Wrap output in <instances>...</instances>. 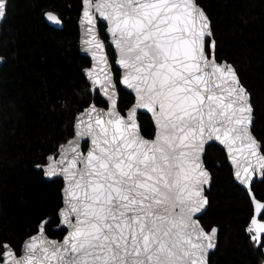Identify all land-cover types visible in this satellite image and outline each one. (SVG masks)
Returning <instances> with one entry per match:
<instances>
[{
	"label": "snow or ice",
	"instance_id": "6c2138e0",
	"mask_svg": "<svg viewBox=\"0 0 264 264\" xmlns=\"http://www.w3.org/2000/svg\"><path fill=\"white\" fill-rule=\"evenodd\" d=\"M6 3L0 0V18ZM83 4L90 35L84 42L102 65L103 79L96 67L87 74L113 99L115 81L97 38L95 13L107 22L124 69L122 82L135 90L136 107L155 116L156 137L140 135L135 109L125 118L114 101L108 112L91 106L79 119L77 139L61 148L60 159L46 172L66 180L60 216L67 235L62 242L50 240L42 222L19 256L0 244V264H207L217 229L206 232L193 218L207 203L204 144L215 139L228 147L242 184L254 174L249 157L264 174V155L250 131L249 95L232 66L216 62L210 21L196 0ZM46 17L60 23L51 12ZM85 138L91 144L86 154L80 148ZM252 224L257 234L264 233V223Z\"/></svg>",
	"mask_w": 264,
	"mask_h": 264
},
{
	"label": "trees",
	"instance_id": "16d2710c",
	"mask_svg": "<svg viewBox=\"0 0 264 264\" xmlns=\"http://www.w3.org/2000/svg\"><path fill=\"white\" fill-rule=\"evenodd\" d=\"M197 2L212 21L211 52L235 66L250 92L253 132L264 152V0ZM81 8L82 0H8L0 38V54L6 58L0 68V244H11L17 253L43 221L51 237L66 233L58 229L63 181L46 180L38 166L73 136L79 112L91 102L106 106L98 91L90 92L83 74L90 59L80 52ZM48 10L63 20L62 29L47 23ZM99 28L107 41L106 26L99 23ZM108 54L114 63L109 45ZM113 70L118 82L120 70L115 65ZM119 93V109L125 112L134 97L120 84ZM139 120L143 134L152 137L151 117L141 113ZM204 161L213 182L206 191L209 207L200 219L208 230L218 227L219 235L210 264H264V235L259 241L251 238L252 202L235 182L224 150L209 145ZM253 190L264 201V177Z\"/></svg>",
	"mask_w": 264,
	"mask_h": 264
},
{
	"label": "water",
	"instance_id": "95a60500",
	"mask_svg": "<svg viewBox=\"0 0 264 264\" xmlns=\"http://www.w3.org/2000/svg\"><path fill=\"white\" fill-rule=\"evenodd\" d=\"M196 4H197V5H198V6L204 11L205 15L208 17V20L210 21L211 31H212V36H211L209 39H210L211 41H214L213 29H212V21H211L209 15L207 14V12L205 11V9L203 8V6L200 5V4L197 2V0H196ZM7 9H8V0H7V3H6L5 15H4V17L0 18V38H1V34H2V27H3L4 23H5L6 18H7ZM83 11H84V4H83V0H82V8H81L80 17H79V20H78V26H79V46H80V52H81V54L84 55V56H86V57H88V58L90 59V65L87 66V67H85V68L83 69V74L85 75L87 81L89 82V85H90V89H89V90H90V92H91L92 94H95L96 91H98L99 95H100V96L103 98V100L105 101L106 106L98 105V104L95 103V102H91V104H90L89 106H87L83 111L79 112V113L76 115V118H75V123H74V134H73V136H72L69 140H67L66 143H64L63 145H61V146L59 147V149H58L54 154H52V155L49 156V157H53L54 160H49V159H48L49 157H48V158H47V161H46L45 164H42V165H39V166H38V169L43 171V176H44V178H45L46 180H48V181H52V180H55V179H61V180L63 181V188H62L63 204H62V207H61L60 210H59V225H58V229H65V230H66V233L64 234V236H63L61 239L51 237V236L46 232V228H45L46 223L44 224V234H45L50 240H55V241H58V242H62V241H63V239H64V237L67 235V231H68L67 228H66V226H65V225L63 224V222H62V217L60 216V212H61V210H63V209L65 208V188H66V180H65V178H64L62 175H51V176H49V175H46V172L48 171V166H49V164H53V163H55V161H58V160L60 159L61 148H62V147H66V146L68 145L69 141H72V140L77 139L76 132L79 130V129L77 128V124L79 123V119H80V117L82 116V114H84V113H85V112H86L91 106H93V105H94V106L96 107V109H98V110H101V111H104V112H108L110 109H112V107H113V101H114V102H115V110H116L117 112H119L120 115L124 116L125 118H127V114H128V112H129L130 110L135 109V119H136V122H137V124H138V126H139V133H140V135H141L144 139L149 140V141L154 140L155 137H156V133H157L156 120H155V116H154L153 112H152L151 110L147 109V108L136 107L137 102H138V98H137V94H136L135 90L132 89V88H130V87H128L126 84H124V83L122 82V78H123V74H124V69H123L122 67H120L119 64L117 63V60H118V52H117V50L115 49L114 45L112 44V42H111V37H110V35H109L108 32H107V22L104 21L101 17H99L98 14H95V13H94V15H96V33H97V38H98V39L102 42V44L104 45V47H103V49H102V54H104V55L106 56V58H107L108 64L110 65V68H111V75H112V78H113V80L115 81V91H114V93H113V92L111 91V89H110V94L113 96V99H109V96L104 94V92H103V90L100 88V86H98V85H96V84H93L92 80L90 79L89 75L87 74V70L96 67V72L100 75L101 79H103V73L100 71V68L102 67V65H99L97 59H94V58H93V55H92V51H91V49H90L89 46L86 45L85 42H84L86 39H89V38H90V35L86 34V32H85V27H86V25L83 23ZM49 12L53 13L54 15H56V16L58 17V19L60 20V23L57 24V23L54 22V21H50V20H48L47 17H46V13H49ZM44 17H45V20L47 21V23H48L49 25H51L52 27H54V28H56V29H62V28H63V26H64V24H63V20L60 18V16H59L55 11H52V10H48V11H46ZM99 23H102V24H104V25L106 26V28H105V33H106V35H107V37H108V41H106V40L102 37V35H101V33H100ZM108 45L114 50V53H115V61H114V63L111 61V59H110V57H109V54H108ZM206 50H207V45H206ZM213 54H214V56H215V58H216L215 53H213ZM5 60H6V58L0 54V68L2 67L3 63L5 62ZM216 62H217V63H226V64H228V65H231L232 68L235 70L236 76L238 77L240 84H241V85L244 87V89L247 91V93H248V95H249V102H250V104H251V109H252V111H251V125H250L251 135L255 138V140L257 141V143H258L259 146H260V147H259V154H260V155H264V152H263V150H262V143H261V141L257 138V136L255 135V133L253 132V126H254L255 115H254V108H253V106H252V102H251V95H250V92L248 91L247 87H246L245 85L242 84L241 79H240V76H239V74H238V72H237L235 66H234L231 62H228V61H226V60L219 61L217 58H216ZM114 65L120 70V77H119V81H118L119 83H118L117 80H116L115 73H114V70H113ZM119 84H120V86H121L125 91L129 92V93L132 94L133 97H134V102L132 103V105H130V107H128V108L126 109L125 112H121L120 109H119V100H120ZM141 113L147 114V115H149V116L151 117L152 123H153V125H154V135H153L152 137H147V136H145V135L143 134L142 130H141V123H140V120H139V116H140ZM81 127H82V126H81ZM85 143L87 144L86 149L83 148V145H84ZM211 144H216V145H218L219 147H221V148L224 150V152H225V154H226V157H227V161H228L229 165H230L231 168H232V171H233V177H234L235 182H236V183H237L242 189H244L245 191H247V193H248V195H249V197H250V199H251L252 206H253V216H252V219H251V224H252V221H253V220H256L258 223H264V219H261V216H262V214H263V212H264V209L257 210L256 207H255V205H256L257 202L264 204V201H262L261 199L257 198V196L255 195V192H254V190H253V184H254V182H255L257 179H261V178L264 177V174L261 173V169L259 168V165L256 164L254 158L249 157V159L252 160L253 164H255L254 174H253L252 177H251L250 183H248V184H242V183L236 178V176H235V172H236V170H237V165H236V163L233 161V158H232V155H233V154H230V153H229V151H228V147H227L222 141H220V140H215V139L207 141V142L204 144V146H203V152H202V154H201L202 165H203V168L206 169V170L208 171V173L210 174V181H209L208 184L203 185V193H202V195H203L204 197H206V199H207V203L202 205L200 212L196 213V214L194 215L193 218H194L195 220L198 221V224H199V225H200V226H201L206 232H210L211 229L208 230V229H206V228L204 227V225H203L202 222H201L200 217H201V216L207 211V209H208V207H209V198H208V196H207V194H206V191H207L208 189H210L211 184H212V182H213V176H212V173H211V171L207 168V166H206V164H205V161H204V156H205V154H206V149H207V147H208L209 145H211ZM90 146H91V144H90V139H89V138H85V139H81V140H80V148H81V151H82L84 154L87 153V151H88V149L90 148ZM244 154L247 155V150H245V153H244ZM243 164H244V161H243V159H241V166H243ZM0 213H1V201H0ZM43 222H45V221H43ZM40 225H41V224H40ZM252 226H253V229H255L253 224H252ZM215 228L217 229V233H216V235H215V237H214V247L211 248V249H209L208 252H207V256H206L207 264H210V256H211V254H213V253L216 251V249H217V247H218V243H219L218 227H215ZM36 234H38V232L35 233V234H33V235H36ZM33 235L27 237V238L24 240L23 245H22L21 250H20L19 253H17V252L14 250V248L11 246V244H9V243H7V242L4 243V244L10 246V247L16 252L17 256H19V255L21 254V251H22V249H23V246H24L25 242L28 241L29 238L32 237ZM257 235H258V240H260L261 236L264 235V233H259V234L255 233L254 236H257Z\"/></svg>",
	"mask_w": 264,
	"mask_h": 264
},
{
	"label": "rangeland",
	"instance_id": "374dc122",
	"mask_svg": "<svg viewBox=\"0 0 264 264\" xmlns=\"http://www.w3.org/2000/svg\"><path fill=\"white\" fill-rule=\"evenodd\" d=\"M107 41H108V40H107ZM253 233H254V234L256 233L255 229H253Z\"/></svg>",
	"mask_w": 264,
	"mask_h": 264
},
{
	"label": "flooded vegetation",
	"instance_id": "af4514ba",
	"mask_svg": "<svg viewBox=\"0 0 264 264\" xmlns=\"http://www.w3.org/2000/svg\"><path fill=\"white\" fill-rule=\"evenodd\" d=\"M65 230V229H64ZM259 241V240H258Z\"/></svg>",
	"mask_w": 264,
	"mask_h": 264
}]
</instances>
